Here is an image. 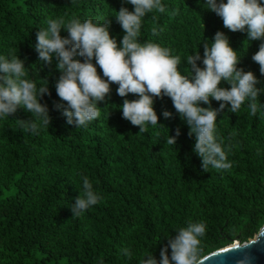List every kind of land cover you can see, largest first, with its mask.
Listing matches in <instances>:
<instances>
[{"label":"trees","instance_id":"16d2710c","mask_svg":"<svg viewBox=\"0 0 264 264\" xmlns=\"http://www.w3.org/2000/svg\"><path fill=\"white\" fill-rule=\"evenodd\" d=\"M205 3L162 0L165 13L144 18L140 41L170 48L181 58V74L190 75L187 57L203 55V43L210 45L216 32H224L239 51L238 67L254 72L258 87L264 88V76L252 61L260 41L246 42L245 33L224 28ZM122 6L133 10L123 0H0V56L25 60V78L37 89L48 84L51 95L41 103L52 117L51 125L35 135L17 123L32 118L22 108L0 118V264H140L146 254L159 260L167 239L189 222L206 225L201 246L207 256L237 239L249 242L264 227V93L255 116L246 101L237 113L225 109L218 117L216 135L231 147L232 167L209 166L207 172L193 151L195 136L189 137V127L168 97L155 101L163 126L149 124L141 133L122 118L119 106L125 98L117 95L115 84L107 104L99 105L100 117L87 127L68 125L56 110L61 73L55 60L51 65L39 61L37 32L50 18L110 21V33L119 43L124 32L115 11ZM154 27L163 31L153 35ZM61 35L68 33L62 30ZM221 87L230 85L222 82ZM212 107L219 103L213 100ZM165 110L172 119H164ZM177 129V143L167 144ZM83 177L102 199L73 218L70 206L83 193ZM126 247L131 258L121 254Z\"/></svg>","mask_w":264,"mask_h":264},{"label":"clouds","instance_id":"9594fccd","mask_svg":"<svg viewBox=\"0 0 264 264\" xmlns=\"http://www.w3.org/2000/svg\"><path fill=\"white\" fill-rule=\"evenodd\" d=\"M123 3L131 4L133 10L122 6L115 11V20L124 32L119 43L110 33V21L101 24L92 19L81 22L72 18L65 23L63 17L50 18L47 27L37 32L34 47L39 61L51 65L55 60L61 73L55 84L60 101L56 110L62 113L68 125L87 127L89 122L100 117L99 105L107 104L111 86L115 84L118 85L117 95L125 98L119 106L122 118L138 127L141 133L147 131L149 124L161 125L155 101L168 97L189 127V137L195 136L193 151L201 159L202 170L207 172L209 166L217 170L230 169L232 163L228 160V152L231 147L218 141L217 119L225 109L237 113L246 101L250 114L255 116L260 110L259 98L264 93V88L258 87L261 81L254 72L238 67L241 63L239 51L220 31L210 40V45L203 43V55L199 51L187 57L190 75H182L179 55H173L170 48L158 43L140 41L144 18L154 11L165 13L162 0H123ZM204 7L220 17L224 28L230 32L245 33L246 42L260 41L252 61L259 65L260 75L264 76V0H206ZM62 30L68 35L62 36ZM160 31L163 28L158 31L154 27L152 34L159 35ZM25 63L15 55L10 58L0 56V118L10 117L22 108L32 118L17 120V123L35 135L42 127L51 125L49 108L41 103L43 97L51 93L48 84L37 89L34 81L25 78ZM222 82L230 87H221ZM130 94L138 99H127ZM213 100L219 103L218 108L212 107ZM162 115L164 119L173 118L170 111L165 110ZM179 135L177 129L176 136L171 135L167 144L177 143ZM101 199L89 179L83 177V193L70 206L73 218ZM205 231L203 222H189L174 237L167 239V244L160 249L159 260L153 254H146L140 264H205L208 256L202 254L201 246ZM260 235H264V228L260 229ZM232 247L241 245L235 243ZM121 254L132 256L127 247Z\"/></svg>","mask_w":264,"mask_h":264},{"label":"water","instance_id":"95a60500","mask_svg":"<svg viewBox=\"0 0 264 264\" xmlns=\"http://www.w3.org/2000/svg\"><path fill=\"white\" fill-rule=\"evenodd\" d=\"M252 240L256 242L249 244L235 240L233 244L239 243L241 247L233 248L231 244L217 250L213 252L214 255H207L205 264H264V235H260L259 232L250 241Z\"/></svg>","mask_w":264,"mask_h":264}]
</instances>
